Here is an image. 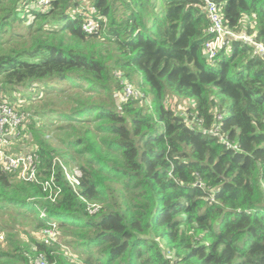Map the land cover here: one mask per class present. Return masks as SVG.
<instances>
[{
	"label": "trees",
	"instance_id": "16d2710c",
	"mask_svg": "<svg viewBox=\"0 0 264 264\" xmlns=\"http://www.w3.org/2000/svg\"><path fill=\"white\" fill-rule=\"evenodd\" d=\"M214 2L264 48V0ZM30 3L0 0V92L46 94L17 152L37 151L61 193L0 167V264H264V56L231 39L208 60L202 0ZM54 160L79 169L75 191ZM53 225L76 262L36 239Z\"/></svg>",
	"mask_w": 264,
	"mask_h": 264
},
{
	"label": "built area",
	"instance_id": "2783aa9c",
	"mask_svg": "<svg viewBox=\"0 0 264 264\" xmlns=\"http://www.w3.org/2000/svg\"><path fill=\"white\" fill-rule=\"evenodd\" d=\"M53 0H30V4L39 10H48ZM205 5L211 26L210 32L212 39L205 43L204 51L208 60L213 59L218 50L226 47L231 39H238L254 45L255 49L264 56V48L261 44L255 43L252 37L242 33H236L226 28L222 22L220 13L217 12V7L214 0H202ZM82 13L81 29L86 34H93L101 29V20L96 19V9L88 4L81 2L77 9ZM98 18V17H97ZM100 19V18H99ZM122 85L121 99L137 98V91L128 82L120 78ZM219 118V117H217ZM26 114L19 107L17 102H8L6 95L0 92V167L7 173H13L16 177L26 183L38 184L41 186L46 198L53 202L61 193V188L55 183L54 168L51 169L48 178H42L40 174V157L34 149L27 152H17L14 146L22 145V130L26 123ZM217 130V129H215ZM61 167L63 176L68 184L75 191L79 185L80 172L77 167L68 168L60 161L54 160V164ZM96 210L95 206L91 207ZM55 225L52 228L45 229L41 235L44 238L54 240L56 233ZM36 264H48L43 259H38Z\"/></svg>",
	"mask_w": 264,
	"mask_h": 264
},
{
	"label": "rangeland",
	"instance_id": "374dc122",
	"mask_svg": "<svg viewBox=\"0 0 264 264\" xmlns=\"http://www.w3.org/2000/svg\"><path fill=\"white\" fill-rule=\"evenodd\" d=\"M116 77L118 78L119 75H116ZM133 85H135V84H133ZM17 89H20V87H17ZM28 93H29V91H24V94L23 93H19L18 91H13L11 93V95H9V97L10 96L13 97V99H14L13 103L14 102L19 103V107H21V110L26 114V120L25 121L29 124L30 123L29 121L31 120L30 117H32L30 115L31 111L36 110V108H39L38 106L42 105L43 103H46V94H44V95H42L40 93L36 94V95H38V97H36V99L39 102L38 101L34 102L33 100H31V98H33L34 93L33 92H30L29 94ZM29 97H30V99H28ZM40 97H41V99H40ZM146 99H147V101H149L150 100L149 96H147ZM147 101H146V104L148 103ZM174 102H176L175 99H173V98L169 99V104L171 106L176 107V110H180V112H184L185 109L190 104L189 102H186V101L182 102V103L180 102L181 105H178V104H176ZM40 121H46V120L40 119ZM27 123H25L26 125H25L24 129L22 130V141H23L24 145H27V135H28L27 132H26V130L28 128ZM21 236H22V238L24 240H26L25 237H24L25 236L24 234H21ZM2 237H3V234L0 233V241H1ZM36 239L41 240L42 236L41 235L36 236ZM69 241H70V237H63V236H57L56 237V242H57L58 246L60 247V251L63 253V256H65L66 258L70 259L72 262H76L77 258L73 254L71 244L70 245L68 244Z\"/></svg>",
	"mask_w": 264,
	"mask_h": 264
},
{
	"label": "crops",
	"instance_id": "0c3cea01",
	"mask_svg": "<svg viewBox=\"0 0 264 264\" xmlns=\"http://www.w3.org/2000/svg\"><path fill=\"white\" fill-rule=\"evenodd\" d=\"M19 145L17 144V145H15L14 146V150H16V151H18V149H20L21 147H18ZM21 146V145H20Z\"/></svg>",
	"mask_w": 264,
	"mask_h": 264
}]
</instances>
